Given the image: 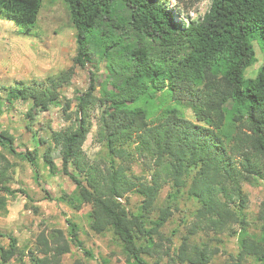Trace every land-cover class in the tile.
Returning <instances> with one entry per match:
<instances>
[{
    "label": "trees",
    "instance_id": "obj_1",
    "mask_svg": "<svg viewBox=\"0 0 264 264\" xmlns=\"http://www.w3.org/2000/svg\"><path fill=\"white\" fill-rule=\"evenodd\" d=\"M60 1L74 30L73 66L91 63L92 39L99 31L111 40L100 56L112 76L111 91L103 84L96 97L98 83L91 73L88 89L76 97L74 121L50 131L44 164L57 172L50 153L58 148L60 171L74 185L61 201L74 210L89 205L90 229L99 235L112 231L127 257L147 264L142 256L159 248L161 230L184 192L197 204L195 220L170 264H211L224 235L237 244L228 264H264V200L254 221L243 190L245 183L264 180V0H210L203 17L186 22L176 21L169 0ZM40 9V0H0V20L30 36ZM254 41L263 62L254 78H246L245 70L256 62ZM71 72L6 88V102H29L32 119V112L61 103L60 90ZM69 110L66 101L67 120ZM94 110L95 138L106 154L103 168L89 163L82 151ZM14 142L9 131L0 130V212L9 197L25 195L10 188L14 165L5 152L26 160L37 173L38 150L21 151ZM136 156L151 162L150 181L133 173ZM164 187L168 192L159 205ZM129 194L142 198L135 212L126 206ZM67 222L68 236L58 229L41 233L37 248L27 252L0 230L8 240L0 246V264H62L70 243L80 246L75 225Z\"/></svg>",
    "mask_w": 264,
    "mask_h": 264
},
{
    "label": "rangeland",
    "instance_id": "obj_2",
    "mask_svg": "<svg viewBox=\"0 0 264 264\" xmlns=\"http://www.w3.org/2000/svg\"><path fill=\"white\" fill-rule=\"evenodd\" d=\"M40 1L41 9L30 36L21 35L12 23L0 20V130L9 131L14 136L18 150L32 152L37 149L39 152V157L35 160L37 173L26 160L5 152L14 165L10 188L23 191L28 198L21 192L8 198L6 211L0 212V230L14 236L18 246L27 252L37 248V237L41 233L49 234L58 229L68 236L69 221L75 225L80 246L70 243V252L62 257V264H136L124 253L120 241L112 231L99 235L90 229L89 205L74 210L61 201L64 195L72 193L74 185L60 171L59 149L53 148L50 153L52 161L58 167L56 173H50L43 161V153L50 145V131L65 129L74 121L76 97L88 89L90 74L93 73L97 79L98 88L94 92L96 97H99V89L103 84H107L108 91H111L109 83L112 76L108 70V62L100 56L101 49L111 40L105 39L96 31L92 39L91 63H87L83 69L73 66L74 30L70 26L66 4L60 0ZM209 6L210 0H180L178 5L175 0H169L168 3L177 22H186L188 18L200 19ZM253 46L256 62L245 70L246 78H254L263 62L259 44L254 41ZM70 68L72 72L69 81L60 90L61 103L53 104L48 111H34L32 119H29V102L14 101L12 105L6 102V88L21 84L34 85ZM66 101L70 103L71 120H67L62 111V105ZM97 115L98 110L90 111L92 127L82 145V151L89 163L103 168L105 150L95 138ZM184 115L194 122L189 110H184ZM137 157L131 164L133 173L143 181H150L151 162ZM71 172L77 174L73 170ZM243 190L248 198V216L255 221L264 200V180L245 183ZM167 192L168 187H164L159 196V205L166 198ZM127 199V208L135 212L142 198L137 194H129ZM196 208V202L186 193L179 196L178 210L173 212L161 230L159 248L150 255L142 256L147 264L171 263L170 259L176 254L181 238L195 220L193 215ZM220 239L221 243L217 244L218 253L211 264L231 263L232 256L237 251L235 237L224 235ZM7 245L8 240L0 237V246ZM84 251H88L90 255H86Z\"/></svg>",
    "mask_w": 264,
    "mask_h": 264
}]
</instances>
